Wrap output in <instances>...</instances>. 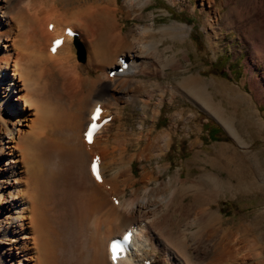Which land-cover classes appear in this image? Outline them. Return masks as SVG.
Here are the masks:
<instances>
[{
	"label": "bare ground",
	"instance_id": "6f19581e",
	"mask_svg": "<svg viewBox=\"0 0 264 264\" xmlns=\"http://www.w3.org/2000/svg\"><path fill=\"white\" fill-rule=\"evenodd\" d=\"M31 1L25 2L23 9L22 3L16 2L14 5L11 0H0V264H69L66 259L69 251L66 237L72 228L86 232V255L82 264H111L108 259V243L121 237L124 230L120 231L119 226L123 225L122 222H128V225L133 223L125 229V231L132 230L133 235L130 251L125 257L117 260L116 264H144L145 261L148 264H156V256L161 253L166 264H237L238 261L240 264H245V260L255 261L252 262L253 264H262L264 256L258 251L260 247L249 248V253L239 252L240 258L236 257V247L232 251L233 256L227 252L225 244L231 246L230 243L237 237L234 236L229 240L228 232L224 231V233L220 230L224 233V242L227 243L221 242L223 244L217 248L215 244V248H210L207 243L210 238H205L206 232L215 230L214 226L221 221L216 212L213 213L214 211L208 209L217 193H225L229 190L228 183L217 180L214 174L203 176V184L181 178L178 172L166 183L159 182L158 179L151 180L152 175L148 177V173L136 181H131V176H127L128 168L125 170L123 164L122 157L126 151L120 153L123 154L118 166L120 173L113 176L117 178L109 188L104 186L100 158L101 182H95L89 173L91 158L98 156L101 149H107L99 139L113 119L94 134L90 145L83 141V130L89 122L93 108L96 105L101 107V91L107 92L106 101L117 105L121 97H116L112 93L117 94L121 91L123 99L126 98V91L130 86L132 87V81L127 78L128 74H143L141 72L148 63L145 60L148 58L146 57L148 51L153 50L152 52L159 56L157 47L159 41H151L153 35L151 24L135 23L125 35L114 22L116 10L119 9L115 6L113 8L114 2L110 3L109 8V5L103 4L105 0L101 2L102 4L98 3V0H55L57 13L53 11V15L49 16L50 19L42 26L43 34L41 33L40 36L37 32L38 24L35 26L37 21L32 22L35 18L30 14L27 15L26 8L31 12L34 4V6L38 5L35 8L38 10V7L42 6L37 3L41 1L44 3L46 0H33V3ZM149 1L123 0L122 8L128 13V19L135 20L141 17ZM166 1L175 5L184 0ZM195 1L200 2L198 5L201 8L204 6L203 1H206L209 7L211 4V0ZM225 1L230 2V0ZM50 3L49 5L53 7L54 5ZM45 4V8L52 11V7L46 4L48 9ZM46 9L45 16L48 12L52 13L46 12ZM246 11L258 15L254 27L262 40L257 45H251L250 51H255L257 60L264 64V0H249ZM212 18L209 16L206 19L213 23ZM41 20L43 18L40 22ZM25 22L26 24H23ZM205 23L210 26V23ZM48 25H52L50 31L47 30ZM66 27L77 33V37L65 36ZM185 28L184 24L172 23L159 31L161 38L164 37L172 43L168 47L171 54L162 61L163 65L160 63L162 66L160 69L166 64H178L176 61L179 52L174 53L172 47H175L174 44H184L187 35ZM61 36L64 38L62 44L54 54L49 53L51 41ZM40 39L44 43L41 44ZM77 40L87 42L85 44L88 66L103 68L111 64L105 73L104 84L97 85L101 81L99 76L88 81L78 75V64H73L71 48L72 41L77 42ZM164 50L163 48L162 51ZM121 56L126 58L127 69L122 73H115L112 79H109V72L114 67L120 68ZM113 57L115 65L111 63ZM7 70L11 71L10 83L5 78ZM133 85L136 86V83ZM95 86H97L98 98L95 97L96 99L93 100L90 112L87 110L80 114V108H77L80 99L78 95L83 93L85 87L84 93L89 97ZM71 88L77 89L76 93L71 91ZM186 90L192 96L188 95L193 98L191 102L194 105L212 117L227 130V133H233L231 117L220 103L213 101V93L208 90L205 83L187 81ZM135 93L137 95V91ZM141 97L139 96V99ZM155 105L160 106L158 101L153 108L156 107ZM148 106L150 105L147 103L141 104L142 108ZM83 108L85 109L84 106ZM101 108L103 113L100 118L110 116L104 106ZM28 110H32L36 118L29 128L37 126L30 131L31 135L23 136L26 132L21 126H27ZM154 111L152 109L151 112ZM134 138L135 141L138 140ZM125 142H117L116 145H126L128 142L127 140ZM169 143V131L163 130L144 145V151L150 153L152 149H164V147L166 149ZM88 157L90 158L86 166L88 171L86 176L82 166ZM23 161L27 164L26 170L19 166V162ZM136 183L142 184L140 189L135 187ZM187 184L189 186H186ZM127 188L132 192L129 194L130 198H125L123 195ZM192 190L197 192L191 196L193 197L191 202L185 203L181 194ZM113 200H116L117 204H114ZM13 208H16V217L11 218ZM240 227L244 228L243 223ZM101 236L105 237L103 241ZM234 241L236 242L233 243L232 248L239 243V239ZM241 245L240 249L243 252L245 244ZM226 249L231 251L229 248ZM151 251L152 253H149Z\"/></svg>",
	"mask_w": 264,
	"mask_h": 264
},
{
	"label": "rangeland",
	"instance_id": "374dc122",
	"mask_svg": "<svg viewBox=\"0 0 264 264\" xmlns=\"http://www.w3.org/2000/svg\"><path fill=\"white\" fill-rule=\"evenodd\" d=\"M11 1L14 5H16V2L22 3L21 5L24 7H21L25 9L27 1L29 3L31 0ZM103 1L98 0V3L102 4L101 2ZM105 1L103 2L105 6L109 5L110 8V3L114 2L113 8L114 6L117 9L119 8L116 10L114 22L116 27H120L125 35L129 32V29L133 28L135 23L151 24L153 27L151 41H159L157 46L159 56L157 53H153V50L151 52L148 51L146 56L148 58L145 59L148 62L147 66L145 65L147 70L144 68L143 72H141L143 74L127 75V78L132 81V87L130 86L128 91H126V98L128 99H123L124 96L121 91L117 94L113 92L114 96L121 97V99H118L117 105H112L106 101L107 92L101 91V107L104 106L113 119L108 123L109 128L99 139L104 146H107V149H101V153L97 154L101 161V176L103 174L104 186L109 188L117 178L113 176L120 173L118 166L123 155L120 153L123 151H126L122 157L123 164L125 165V170L128 168L126 170L127 176H131V181H136L142 175L148 173V177L152 175L150 177L151 180L158 179L159 182L166 183L178 172L181 178L203 184V176L212 173L217 180L227 182L229 190L225 193H217L218 195L208 209L212 212L214 211L213 213L216 212L217 217L221 219L216 224L217 226H214L215 230L206 232L205 238H210V242L207 241L210 248H215V245L217 248L219 245L227 243L226 241L224 242L223 236L225 232H228L231 236H229V240L237 236L230 243L231 246H228V243L225 244V250L231 255L232 251L235 250L234 247L237 250L235 252L237 254L236 257L239 258L240 253L244 254L247 251L249 253V248L260 247L261 249L258 251L263 253L264 256V64L257 60L255 51H250L251 45H257L262 38H260L254 27L258 15L249 13V11L245 12L249 0H230L228 3L225 0H211L210 7L206 1H203L204 6L202 8L198 5L200 2L195 0H184L183 2L175 3V5H171L166 0H150L149 5L143 9L141 17L135 20L127 18L128 13L122 8L123 0ZM49 2L54 6H50ZM49 2L46 0L44 3L52 7V11L51 9L47 10L42 1L40 2L42 4L37 3L42 7L44 6V12L45 9L47 10L46 12H52L51 14L48 12L49 14L47 13L46 16L42 7H38V10L35 9L38 5L34 6L33 4L32 7L34 9L31 12L26 8L27 15L30 14V16L35 18H33L32 22L37 21L35 26L38 24L37 32L40 36L41 33L43 34L41 32V29L43 30L42 26L53 15V11L56 12V9H58L57 6L55 7V0ZM31 3H33V0ZM47 5L46 7L48 8ZM32 12L33 15H31ZM41 12L42 14H40ZM209 16L213 17V23L207 20ZM41 18H43L41 21L44 24L40 22ZM216 20L218 22H215ZM205 22L210 23V26ZM172 23L184 24L187 35L184 38V44H174L175 47H172L174 53L179 52L176 61L178 64H166L164 68L160 69L162 61L171 54L168 47L172 45L168 39L160 37V32ZM23 24H26V22ZM23 24L22 26H25ZM40 41L41 44L44 43L42 39ZM83 42L72 41L73 64H78L77 73L80 77L91 81L99 76L101 81H98L97 85H102L104 84L105 73L111 64L105 65L103 68L88 66L87 42L86 40H83ZM163 48L165 49L164 51H162ZM80 49L83 52V61L79 59ZM121 57L126 61L124 56ZM149 62H152V64ZM111 63L113 65L116 64L114 57ZM171 66L173 67L171 68ZM116 68L114 67L111 71ZM72 76H74L73 73ZM5 78H7L9 83L11 82L10 70L5 72ZM109 79H112V77H109ZM192 80L203 82L207 85L208 90L213 93V101L220 103L229 117H231L230 121L233 128L231 131L233 133H227L226 129L191 102L193 98H190L192 96L186 92V83ZM133 83H136V86ZM106 84L107 82H105ZM160 89L162 90L160 91ZM71 91L76 93L77 89L75 90L74 88ZM91 91L89 97L84 93L86 92L85 87L83 88V93H78V98L80 99L77 108H80V114L85 113L87 110L89 111L93 100L98 98L97 86ZM139 96L142 97L139 99ZM143 101L150 106L142 108L141 104H144ZM157 101L160 106L155 105L156 107L153 108ZM16 107L19 108V106ZM152 109L156 111L151 112ZM19 112L21 113L22 111ZM27 113V126H21V129L29 134L23 133V136L31 135L30 131L37 126L34 125V128L33 126L29 128V125L36 118L32 110H28ZM163 130L169 131V146L166 149L165 147L164 149H152V153H146L144 145ZM134 133L136 134L134 135ZM133 136L138 140L135 141ZM125 140L128 142L126 145H116L118 144L117 142H125ZM73 142H76V138ZM89 158L85 159L82 166L83 173L86 176L88 174L86 166ZM3 159L5 160V158ZM19 164L22 169L26 170L27 164L24 161L19 162ZM150 183L152 184V182ZM134 185L140 189L142 184L136 183ZM186 186H189V184ZM196 192L195 190L185 191L181 194V197L184 198L185 203H189L193 198L191 196H194ZM131 193L130 189L127 188L123 195L125 198H130L129 194ZM120 195H122L121 192ZM15 209L13 208L12 216L10 215L11 218L16 217ZM242 223L244 228L240 227ZM121 224L123 225L119 227L122 229L119 228V230L125 231L133 223L128 225V222H122ZM220 230L225 232L223 233ZM104 238V236H101L102 241ZM85 239L86 232L83 230L80 232L78 228L71 229L70 234L66 237V243L69 247L66 259L69 264H82L85 261ZM235 239H239L241 246L245 244L243 252H241L242 249H240L239 243L232 248L233 243L236 242L234 241ZM254 239L256 240L254 241ZM149 253H152V251ZM155 261L156 264H166L162 253L157 254ZM252 262L254 263L255 261L245 260V264H253ZM237 264H240L239 261ZM262 264H264V260Z\"/></svg>",
	"mask_w": 264,
	"mask_h": 264
},
{
	"label": "snow or ice",
	"instance_id": "6c2138e0",
	"mask_svg": "<svg viewBox=\"0 0 264 264\" xmlns=\"http://www.w3.org/2000/svg\"><path fill=\"white\" fill-rule=\"evenodd\" d=\"M60 43H62V41L57 40L55 42V45L56 46H59ZM53 51H55V47L53 48ZM100 113H101V110L99 108H97L95 110V113L93 114V117H92L93 121H96L99 118ZM97 127L98 126L95 123H93L91 125V127L89 128V130L87 131V133H86V139L88 140L89 143L92 142V136H93V133L97 130ZM92 171H93V174L96 176L97 180H100L101 178H100V175H99V172H98V167H97V163L96 162H93ZM119 250L120 249H119L118 243H115L114 242L111 245V252H112V259H113V261H115V260L118 259V252H119Z\"/></svg>",
	"mask_w": 264,
	"mask_h": 264
},
{
	"label": "water",
	"instance_id": "95a60500",
	"mask_svg": "<svg viewBox=\"0 0 264 264\" xmlns=\"http://www.w3.org/2000/svg\"><path fill=\"white\" fill-rule=\"evenodd\" d=\"M79 48V47H78ZM79 59H80V61H83V52H82V50L80 49V51H79Z\"/></svg>",
	"mask_w": 264,
	"mask_h": 264
}]
</instances>
